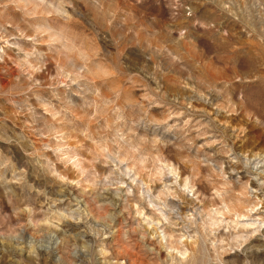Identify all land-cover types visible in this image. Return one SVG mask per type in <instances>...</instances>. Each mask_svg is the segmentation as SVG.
Segmentation results:
<instances>
[{"label":"clouds","instance_id":"obj_1","mask_svg":"<svg viewBox=\"0 0 264 264\" xmlns=\"http://www.w3.org/2000/svg\"><path fill=\"white\" fill-rule=\"evenodd\" d=\"M241 249L264 252V0H0V264Z\"/></svg>","mask_w":264,"mask_h":264},{"label":"rangeland","instance_id":"obj_2","mask_svg":"<svg viewBox=\"0 0 264 264\" xmlns=\"http://www.w3.org/2000/svg\"><path fill=\"white\" fill-rule=\"evenodd\" d=\"M45 244L46 245L48 244L47 240L45 241ZM50 247L53 250H55V248L57 247L56 239L51 240ZM245 247H247V246H245ZM245 255H247V257L249 258V260H251L253 262V264H264V252H260V253L248 252V253H245V251L243 249H241L238 252L227 254L226 258L236 257L239 260H243Z\"/></svg>","mask_w":264,"mask_h":264}]
</instances>
